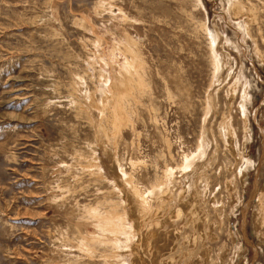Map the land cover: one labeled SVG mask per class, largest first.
<instances>
[{
	"label": "rangeland",
	"instance_id": "374dc122",
	"mask_svg": "<svg viewBox=\"0 0 264 264\" xmlns=\"http://www.w3.org/2000/svg\"><path fill=\"white\" fill-rule=\"evenodd\" d=\"M0 264H264V0H0Z\"/></svg>",
	"mask_w": 264,
	"mask_h": 264
},
{
	"label": "bare ground",
	"instance_id": "6f19581e",
	"mask_svg": "<svg viewBox=\"0 0 264 264\" xmlns=\"http://www.w3.org/2000/svg\"><path fill=\"white\" fill-rule=\"evenodd\" d=\"M140 82V81H139ZM121 96V95H120ZM127 108V107H126ZM224 129V128H223ZM204 151V150H203ZM191 164V163H190ZM134 213V212H133ZM136 217V216H135ZM137 223V222H136ZM111 225V224H110ZM148 227V226H147ZM157 238V237H156Z\"/></svg>",
	"mask_w": 264,
	"mask_h": 264
}]
</instances>
